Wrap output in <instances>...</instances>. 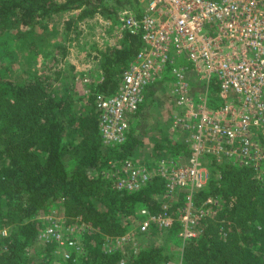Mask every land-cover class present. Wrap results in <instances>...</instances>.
Masks as SVG:
<instances>
[{
	"label": "trees",
	"instance_id": "obj_1",
	"mask_svg": "<svg viewBox=\"0 0 264 264\" xmlns=\"http://www.w3.org/2000/svg\"><path fill=\"white\" fill-rule=\"evenodd\" d=\"M120 5L142 10L139 0H0V230L6 228L0 232V264H173V252L161 243L114 246L115 237L131 229L139 216L143 219V209L160 214L165 200L171 202L173 223L153 221L138 229L166 240L174 237L180 243L181 264H264V172L255 166L207 154L210 176L193 191L194 204L205 212L196 235L186 238L179 234L182 225L177 218L186 190L178 191L175 199L163 198L167 189L163 176L126 189L104 173L110 160L132 156L145 143L154 121V93L166 80L147 86L125 139L105 143L98 98L117 91L124 69L143 45L139 35L125 30L120 44L96 48L101 76L78 97L77 89H71L77 80L71 63V72L60 66L40 71L25 64L24 77L11 76L19 62L18 50L25 47L30 53L26 60L42 54L63 61L64 44H52L61 51L59 58L52 49L42 50L32 37L41 35L53 16L76 11L67 18L69 28L76 20L96 15L119 21ZM210 88V104L215 105L216 80ZM156 146L159 157L190 153L184 141L173 138L156 141ZM55 201L61 203L67 226H74L68 237L75 232L83 244L81 250L69 247L67 257L52 252L56 239L41 241V251L31 252L46 225L42 215ZM53 255H58L56 260Z\"/></svg>",
	"mask_w": 264,
	"mask_h": 264
},
{
	"label": "built area",
	"instance_id": "obj_2",
	"mask_svg": "<svg viewBox=\"0 0 264 264\" xmlns=\"http://www.w3.org/2000/svg\"><path fill=\"white\" fill-rule=\"evenodd\" d=\"M139 5L141 12L127 6L119 12L120 31L139 35L143 45L124 69L117 91L99 95L103 140L123 141L147 86L170 75L173 126L184 132L182 141L190 153L158 156L150 165L133 156L112 159L103 171L126 189L163 176L167 187L163 198L175 199L178 191L186 190L177 212L179 234L186 238L196 235L205 212L194 204L193 191L210 176L207 154L264 172V0H139ZM213 79L215 105L210 104ZM84 80L91 81L88 73ZM169 204L165 200L163 212L157 215L143 209L140 228L153 221L170 226L174 212ZM64 219L52 217L39 238L56 239L54 254L67 257L69 247L81 250L83 244L75 234L68 237L74 226H67ZM131 233L115 237L114 246Z\"/></svg>",
	"mask_w": 264,
	"mask_h": 264
},
{
	"label": "rangeland",
	"instance_id": "obj_3",
	"mask_svg": "<svg viewBox=\"0 0 264 264\" xmlns=\"http://www.w3.org/2000/svg\"><path fill=\"white\" fill-rule=\"evenodd\" d=\"M126 6L131 7L130 5L118 6L119 21L117 19H105L100 15H96L86 17L82 20H76L70 28L66 22L67 18L76 11L69 10L53 16L47 22L45 31L40 32L41 35L37 34V38L35 37V33L32 37H34L36 43L42 47V50L52 49V55L56 54L59 58H61V51L58 48H54L53 45L56 44V42L64 44L67 47V55L61 58L63 61H55L53 56L43 57L42 54H35L33 57L26 60V57H29L30 53H27L25 47L18 50L19 62L14 64L15 71H13L11 76L16 79L24 77L25 64L32 66V68H39L40 71L45 69L46 72H51L54 70L55 66H60L65 68V72H71L72 70L69 66L71 63L74 65L73 71L77 73L75 87L73 86L71 89L74 91L77 89V97L78 94H85L86 90L89 91L91 89V83L94 81L96 82L101 76L99 52L96 48H108L118 45L122 41L124 32L120 31L121 21L119 12ZM83 72L88 73L91 78V81L86 84H84L86 81L84 80ZM165 79L166 80L157 88L153 96L151 108L154 121L152 122L151 132L144 138L145 143L138 147L132 154L135 160L145 162L148 165L153 164L159 156L156 141L161 142L165 139L171 140V138H173V140H183L184 135V132L176 130L170 123L175 109L169 95L172 77L167 75ZM83 102L86 103V98L83 99ZM83 102L81 101L80 104L82 105ZM206 160L208 162V159ZM60 205V201H55L51 209L45 213L46 224L48 221H51L52 217L61 220L64 219ZM138 226H140V216L134 221L131 229L128 230L132 233L127 240L120 245L122 248L130 247L129 244L131 243L137 246L139 242L154 241L169 246V250L174 254V258H172L173 264H181L180 243L174 240V237L166 240L165 236L158 233L153 234L149 231V233H142L139 231ZM4 230H6V228L0 230V232ZM74 234L78 238V234L75 232ZM41 241L40 238L37 239L36 244L31 249L32 253H36L39 250L41 251ZM53 257L56 260L58 255H53Z\"/></svg>",
	"mask_w": 264,
	"mask_h": 264
}]
</instances>
